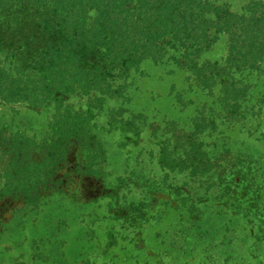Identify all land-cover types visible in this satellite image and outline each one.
Returning <instances> with one entry per match:
<instances>
[{
  "label": "rangeland",
  "instance_id": "1",
  "mask_svg": "<svg viewBox=\"0 0 264 264\" xmlns=\"http://www.w3.org/2000/svg\"><path fill=\"white\" fill-rule=\"evenodd\" d=\"M201 1L239 15L251 2L264 5ZM227 54L222 36L199 62L222 65ZM234 76L248 86L240 123L223 118L220 86L208 93L171 60L143 62L116 82L123 99L91 105L103 164L88 171L86 151L71 148L62 163L40 174L32 203L30 185L6 193L11 142L28 138L29 160L40 162L37 146L52 140L56 106L0 99V264H264V68ZM62 104L83 114L90 99ZM118 110L124 123L134 118L126 129L137 128L136 135L117 129L121 118L110 113ZM202 120L209 128L199 141L214 163L211 172L160 169L161 149L176 155L183 149L173 132L189 135Z\"/></svg>",
  "mask_w": 264,
  "mask_h": 264
},
{
  "label": "trees",
  "instance_id": "2",
  "mask_svg": "<svg viewBox=\"0 0 264 264\" xmlns=\"http://www.w3.org/2000/svg\"><path fill=\"white\" fill-rule=\"evenodd\" d=\"M222 36L228 51L224 63H200L201 55ZM171 53L177 56L169 57ZM0 56L2 101L56 106L52 140L37 146L43 152L40 162L29 160L28 138L11 142L6 193L30 185L27 196L32 203L40 174L62 163L71 148L86 151L88 171L103 164L105 152L92 132L91 105L123 99L124 87L116 82L145 61L171 60L202 91L211 93L220 86L223 118L242 122L248 86L234 71L264 68V5L251 2L239 15L226 5L214 7L201 0H0ZM76 96L90 99L83 114L62 108L63 100ZM92 108L100 111L97 105ZM123 113H110V118L120 117L122 127L117 129L136 135L137 128L126 129L134 118L124 123ZM205 123L198 122L189 135L173 132L174 143L183 149L179 155L161 149L160 169L191 175L211 172L214 163L199 141L209 128Z\"/></svg>",
  "mask_w": 264,
  "mask_h": 264
}]
</instances>
